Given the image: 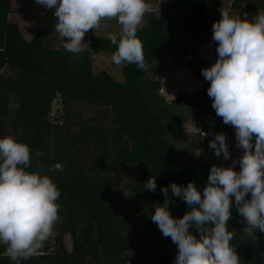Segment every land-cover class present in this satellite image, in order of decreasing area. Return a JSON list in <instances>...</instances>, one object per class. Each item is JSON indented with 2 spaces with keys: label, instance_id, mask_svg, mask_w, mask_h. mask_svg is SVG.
I'll use <instances>...</instances> for the list:
<instances>
[{
  "label": "trees",
  "instance_id": "1",
  "mask_svg": "<svg viewBox=\"0 0 264 264\" xmlns=\"http://www.w3.org/2000/svg\"><path fill=\"white\" fill-rule=\"evenodd\" d=\"M208 4L175 0L163 15L148 14L137 37L149 70L126 64L120 82L104 70L93 71L94 55L116 51L109 36H92L88 48L77 54L63 45L52 46L57 21L50 9L27 40L18 23L9 19L12 1L0 0V137L13 136L27 144L31 166L26 171L47 175L61 193L52 236L37 255L21 264H174L177 245L162 235L150 215L154 205L165 200L162 188L172 183L186 187L193 182L202 192L213 165L182 160L167 135H181L183 122L167 130V107L193 102L203 131H235L216 115L208 88L194 95L180 90L169 103L160 93L167 59L181 63L190 57L185 65L198 74L199 46L217 45L212 26L202 25ZM263 9L264 0H233L229 10L244 19L246 11ZM55 100L62 108L52 118ZM82 105L94 108L93 113L83 115L78 109ZM129 167L143 174L124 187V194L121 184ZM153 176L155 192L144 187ZM168 196L171 215L182 218L189 206L173 196L170 187ZM232 200L228 228L237 235L230 244L240 264H264V233L257 231V239L242 234L246 223ZM67 235L71 251L65 245ZM0 264H15L2 244Z\"/></svg>",
  "mask_w": 264,
  "mask_h": 264
},
{
  "label": "clouds",
  "instance_id": "2",
  "mask_svg": "<svg viewBox=\"0 0 264 264\" xmlns=\"http://www.w3.org/2000/svg\"><path fill=\"white\" fill-rule=\"evenodd\" d=\"M35 2L55 9V31L64 41V49L72 54L88 46L84 37L89 30L99 28L103 20L116 19L121 30L119 39L115 34L109 36L116 46L112 63L149 70L137 37L138 27L152 10L148 0ZM220 11V19L212 25L217 59L202 69V75L210 84L207 95L212 108L226 125L235 128L236 147L243 155L233 160L232 166L213 165L202 192L193 182L186 187L170 184L172 195L189 206L182 218L171 215L169 187L162 188L165 200L154 205L150 219L177 245L174 264H240L230 244L237 234L228 228L232 197L246 223L242 234L257 239V231L264 233V10L252 19H241L228 9ZM209 148L216 157L230 159L224 133L216 134ZM237 163L239 171L235 170ZM30 166L27 144L13 136L0 138V244L6 246V255L15 264L37 255L59 221L60 191L47 175L26 171ZM144 187L155 192V177Z\"/></svg>",
  "mask_w": 264,
  "mask_h": 264
},
{
  "label": "rangeland",
  "instance_id": "3",
  "mask_svg": "<svg viewBox=\"0 0 264 264\" xmlns=\"http://www.w3.org/2000/svg\"><path fill=\"white\" fill-rule=\"evenodd\" d=\"M13 11L9 14V19L11 21L17 22L23 36L30 40L34 33L40 28L43 23L44 15L47 10H50L42 5H38L35 0H11ZM175 0H148L152 5V10L147 13L144 17L143 23L139 26H143L146 23V17L148 14H154L157 16L163 15L170 6L174 3ZM208 13L207 19L202 24L204 27L212 26L214 22L218 21L221 17V11L224 9H230L233 0H208ZM54 10L55 9H51ZM264 10V9H263ZM262 10H250L244 13V19H252L255 14ZM247 14V15H246ZM121 30V25L117 22L116 19L103 20L99 28L95 30H89L84 37V42L88 44L92 36L95 35H119ZM64 41L56 32L51 37L52 46L60 47ZM206 45L211 46V52L209 58L204 57V51ZM88 46L86 48H88ZM85 48V49H86ZM217 45L203 42L199 46V54L201 57V67L198 74L193 73L185 65L190 57H186L185 60L181 63H175L174 61L167 59L166 68L167 71L164 73L162 78V88L160 93L165 97L169 103L173 100L180 90L183 88L186 90V93L194 95L196 90L202 86V88H208L210 86L209 82L205 80L202 75V69L205 67H210L217 59L216 52ZM113 53L111 52H100L93 56L92 66L94 73L98 74L100 71H106L111 77L116 81L123 82L124 76L122 69L125 64L119 66L115 65L111 61ZM201 81L204 84H201ZM201 84V85H200ZM185 92V91H184ZM16 105L13 104V108ZM62 104L60 100H55L52 107L51 117L56 118L60 114ZM81 110L83 115L93 113L94 108L82 105L78 108ZM195 103H185L180 102L177 104H172L167 107L165 115V123L167 130L173 128L174 124L177 121L182 120V134H168L167 138L173 141L176 145V149L180 154L182 160L185 163L196 165L199 162H207L211 165H217L222 167L232 166V161L238 159L243 155V150L236 147L237 140L235 136V131L228 132L226 136V142L230 151V159L224 160L223 156L216 157L214 150L209 148V142L214 139L215 135L218 133L205 132L197 124L195 119ZM207 133V135H205ZM3 138V137H0ZM235 142V143H234ZM235 170L239 171L240 166L237 163L235 165ZM143 171L137 169L136 167H129L126 170L124 176V182L121 184L122 190L121 193L126 194L125 186L129 185L130 182L139 180L142 178ZM122 195L119 192V198L121 199ZM250 199V194L248 197ZM65 245L69 251L72 250V240L70 235L65 237Z\"/></svg>",
  "mask_w": 264,
  "mask_h": 264
},
{
  "label": "crops",
  "instance_id": "4",
  "mask_svg": "<svg viewBox=\"0 0 264 264\" xmlns=\"http://www.w3.org/2000/svg\"><path fill=\"white\" fill-rule=\"evenodd\" d=\"M207 19V18H206ZM206 21V20H205ZM206 47V49H205V51H204V57H206L207 59L209 58V56H210V53H212L211 52V46L210 45H206L205 46ZM201 58V57H200ZM201 84H204V82H202L201 81ZM200 84V85H201ZM200 89H202V86L201 87H199L197 90H200ZM183 91H185L186 92V90L183 88ZM217 133H224L225 135H228L227 133L228 132H217ZM235 143V142H234ZM235 144H237V143H235Z\"/></svg>",
  "mask_w": 264,
  "mask_h": 264
}]
</instances>
